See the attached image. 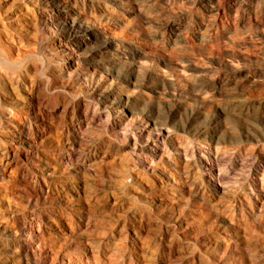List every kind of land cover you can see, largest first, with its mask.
<instances>
[{
    "label": "rangeland",
    "instance_id": "obj_1",
    "mask_svg": "<svg viewBox=\"0 0 264 264\" xmlns=\"http://www.w3.org/2000/svg\"><path fill=\"white\" fill-rule=\"evenodd\" d=\"M51 1L0 0V264H264V0H120L129 11L116 21L98 11L111 0H57L64 10L84 9L91 52L106 45L97 30L116 25L113 50L137 67L132 73L123 63L120 70L134 78L126 97L161 111L168 127L150 135L103 101L111 88L105 84L81 85L66 104L53 101L51 74L62 69L71 86L84 60L70 44L49 54L35 29L18 30L8 17L21 3L44 14L56 49L60 26L47 17ZM130 36L143 53L133 55ZM38 78L42 92L31 86ZM161 81L168 93L147 99ZM31 102L41 105L47 124L28 126ZM220 110L244 120L228 118L226 138L238 146L222 154V183L203 156L211 147L195 139ZM27 141L41 169L27 160L36 151ZM133 145L146 151L135 153ZM170 178L177 180L172 187ZM18 217L25 220L21 233L13 227Z\"/></svg>",
    "mask_w": 264,
    "mask_h": 264
},
{
    "label": "bare ground",
    "instance_id": "obj_2",
    "mask_svg": "<svg viewBox=\"0 0 264 264\" xmlns=\"http://www.w3.org/2000/svg\"><path fill=\"white\" fill-rule=\"evenodd\" d=\"M51 3H52V7H53V16L52 17L47 16V17L51 18V20L54 23H57V25L60 26L61 39L56 44V49H54V46L51 45L49 40H47L48 33L50 32L49 30H51V29L49 28L48 21L44 17V14L43 15L39 14L37 16H34L32 10H30L24 3H21V4H18V6L8 14V17H10L9 19L11 20L10 24L18 30H23L25 28H30V27H31V29L32 28L35 29L37 36L40 38V40H42L44 42V44H43L44 49H47V51L46 50L45 51L48 52L49 54H53L55 56H58V54H59L58 48L61 46H66V45L70 44L71 45L70 50L78 56V59L84 60L85 63L82 64L81 71L80 72L78 71L79 73L75 76V79H74L71 86H67L68 84L65 82L66 79L62 75V72H61L62 69L58 70L59 71L58 74H55V73L51 74L52 75L51 76L52 82L50 83V85L47 86V88L50 91L52 90L53 93H55L52 97L53 101L58 102V103H62V104H66V103H69L70 100H73L78 96L75 91L81 85L83 86V84H85V85H89L91 87L95 86V88H97L98 86H100V84H105V86H109L111 88L108 89V91L103 92V95L101 96V98L103 99L104 102H107V104L109 103V105H111L117 109H121V111H123V114L124 113L127 114L131 123H133L134 121H138L139 124L142 126V128L147 131L148 135L151 134L152 130H154L155 132H160V130L163 129L167 132L168 127L164 125V117L162 116L161 111L154 110V109H148V108L144 107L143 105H137V104L129 101V99L126 97V91L123 88H126L128 86H132V89H134L135 88L134 87V78L132 76H129V75L128 76L122 75L120 70H122L123 63H128L130 65L131 68L130 67L129 68H130V72H132V73L134 72V68H137V67L134 65V64H136V61L132 57L120 56L119 54L115 53V51L113 50V49H116V47H117L116 45H118L114 41H112V38L117 33L115 30L116 25L115 26L113 25V26L102 27L100 30H97V31H99L100 38L104 39L106 45L102 51L98 50L95 52H91V49L94 48V46H93L94 43L92 41V37H93L94 33L92 31V28L85 21L84 13H83L84 9L82 10V8H79L78 6L77 7L71 6L70 10H64L60 7L57 0H52ZM111 3H112L111 6H107L105 4H99V6H98L99 13L103 17H105L106 19L115 20V21L119 20V19H121V17L124 16V14L127 11H129L127 6L125 5V3L121 2L120 0H111ZM3 5H4L3 3H0V6H3ZM84 12L86 13V11H84ZM86 15H88V13ZM127 38H128L127 44L131 48L133 55L134 54H141V52H142L141 43L142 42L139 43V40L138 41H137V39L135 40L134 38H132V36L127 37ZM125 43H126V39H125ZM100 59H108L109 61L107 63H101L99 61ZM137 64H140V63H137ZM130 72H127V73H130ZM153 75L155 76V79H161L165 83L167 82V84H168V79L164 75H161L160 73H157V72L153 73ZM163 81H161V84H159V85L155 84L154 87H151L148 90V92L144 93L145 94L144 96L147 99H156V98L160 97L161 95H166L168 93V91H166V89L164 87H162ZM31 83H32L31 86H32L33 90L36 92H39V91L42 92L44 90V88L46 87L45 82L40 80L39 78L35 79ZM112 87H116V89L114 90V89H112ZM142 93H143V91H142ZM140 100H142V99H140ZM28 106H30L29 110L27 111L28 114L26 115V117H24L25 120L27 119V121L29 123L28 126H30L31 121L37 122V124L38 123L47 124L48 121H46L44 119V117L42 115L41 105L39 103H37V106H34V103L31 102L30 104H28ZM176 111H178V110H176ZM154 114H155V116H154ZM176 115H177V119H179L181 121V114L178 112H175V116ZM233 117L239 119V121L241 120V122L244 121L242 119L243 118L242 115L236 116L234 114L227 113L224 110H220L219 115L215 119H213V122H214L213 124L219 125L221 127L222 132H220L217 128H215L213 126V124L199 125V128L196 131V137L197 138H195V139L200 142L199 144L207 143L209 145V148L211 147L210 150L213 151L212 153L209 152L210 155L205 154L203 156H204V159L206 161L209 160L214 166H216V168H218L215 170L216 171L215 177L221 183H222V181H224L228 177V173H227L228 170L226 169L227 172H225L226 173L225 174V173H223V169L220 168V162H221L222 154L228 152L229 147L238 146V143L233 142L232 138L231 139L226 138L227 134L232 135V129L233 128H232V125H231L228 118H233ZM131 123H130V127L132 128ZM193 123H195V125H196L199 123V121L194 120ZM39 128H41V127H39ZM181 129L184 130L183 127ZM21 132L22 131H20V133ZM38 133H39L38 135H41L40 132H38ZM159 136H160V138L162 137V135H158L156 139H153L152 143L154 145H156L159 140H161V142H162V138L159 139ZM186 140H188V139H185V141ZM194 143H196V142H194ZM24 145H26L29 149L33 148L36 150L33 153L34 154L33 159H27V160L29 162L35 164L38 167V169H41V167L39 166V161H40L39 159L40 158L37 156L38 151L36 149L35 144L27 141V142H24ZM163 146H165V144ZM176 146H178V145H176ZM182 147L183 148H182L180 153H181V156L183 157V159L186 160L190 155L189 152L191 151V144L185 143ZM133 148H134L133 152H135V153L138 152V149H139V151H146L144 148H141V149L136 148L135 145H133ZM147 148H148L149 152L150 151L152 152V147H150L148 145ZM231 149H233V148H231ZM164 150L168 154V155L167 154L166 155L170 158L171 157L170 149L164 148ZM63 151H64L63 148L59 149L60 153ZM31 152H33V151H31ZM176 152H177V150H176ZM29 154H31V153H29ZM36 162H38V163H36ZM212 169L213 168H209L208 174H210L213 177L214 175L212 173L213 172ZM174 172H176V170ZM172 177H174V176H172ZM174 181H177V180H174V178L173 179L170 178V180H167L166 182H168V184L171 185V187H172V184L175 183ZM249 186L250 185H248V187ZM176 187H179L178 184L176 185ZM174 189H175V187H174ZM255 190L256 189H252L251 193H255L256 192ZM261 190H263V189H261ZM166 201L168 203H170L168 200H166ZM81 212H83V210ZM81 216L79 214L77 216V218L80 220ZM13 221H14L13 227L21 233L22 228L25 224V220L23 218L18 217L16 220H13ZM193 231H194V229H193ZM14 240H16V239H13L12 242H15ZM13 248H14V246H13Z\"/></svg>",
    "mask_w": 264,
    "mask_h": 264
}]
</instances>
